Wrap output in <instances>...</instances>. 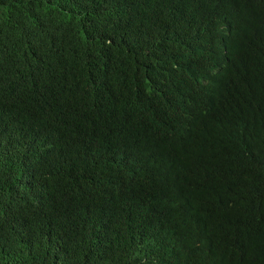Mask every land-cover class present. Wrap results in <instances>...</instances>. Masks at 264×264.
<instances>
[{"label": "trees", "instance_id": "trees-1", "mask_svg": "<svg viewBox=\"0 0 264 264\" xmlns=\"http://www.w3.org/2000/svg\"><path fill=\"white\" fill-rule=\"evenodd\" d=\"M0 264H264V0H0Z\"/></svg>", "mask_w": 264, "mask_h": 264}]
</instances>
